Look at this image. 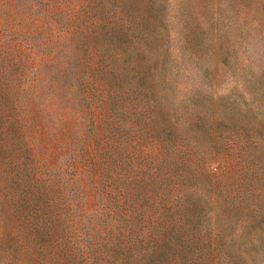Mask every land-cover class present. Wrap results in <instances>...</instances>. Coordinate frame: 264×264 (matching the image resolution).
<instances>
[{
	"label": "rangeland",
	"instance_id": "obj_1",
	"mask_svg": "<svg viewBox=\"0 0 264 264\" xmlns=\"http://www.w3.org/2000/svg\"><path fill=\"white\" fill-rule=\"evenodd\" d=\"M188 3L198 25L182 16ZM53 4L41 6L36 27L19 1L0 2V264H65L37 239L50 231L58 243L50 220L76 210L68 182L105 152L127 187V232L143 230L146 242L160 205L149 198L155 188L163 185L161 199L172 204L174 129L185 132L193 156L203 143L191 165L204 170L186 186L202 195L205 215L204 230L191 227L185 240L170 232L188 256L173 264H264V0H167V29L158 0H127L124 22L144 37L106 56L105 71L118 63L124 77L111 94L87 0ZM63 65L72 69L69 83L59 78ZM99 179L85 183L93 190Z\"/></svg>",
	"mask_w": 264,
	"mask_h": 264
},
{
	"label": "trees",
	"instance_id": "obj_2",
	"mask_svg": "<svg viewBox=\"0 0 264 264\" xmlns=\"http://www.w3.org/2000/svg\"><path fill=\"white\" fill-rule=\"evenodd\" d=\"M17 1H19L20 6L26 7L28 15L33 18L31 24L38 27L39 22L42 20V13L40 14L41 6H44L45 10H50L56 6L53 1L58 2L59 0ZM166 1L158 0L159 5L157 6L156 16L159 23L167 29ZM5 2L16 4V0H5ZM125 3H127V0H87V6L93 12L91 27L97 31V53L100 55L102 66L99 71L100 79L110 78V94L122 88L120 84L123 82L124 77L123 70L118 67V63L117 68L105 71L109 67L107 63L105 65L106 56H112L115 52H119L122 46H126L128 40L131 43L127 46L140 47V42L143 41L142 38L144 37L143 29L138 27L134 31H130L127 28L124 16L121 15V13H124ZM191 4L188 3L183 8L182 16L196 23L197 19L191 11ZM35 7H37L36 12L33 11ZM44 15H48V13H43ZM41 26L43 27V24ZM54 29L55 27L52 28V33L50 31V37L55 35ZM167 33L169 37L170 33L168 30ZM58 37H60L59 34ZM99 42L101 43L99 44ZM116 61L119 62V55L116 57ZM125 63L129 64V61ZM64 67L69 69L66 71ZM165 67V61L163 60L162 69ZM143 68H146V66ZM71 70L70 65H63L61 73L64 75L60 74L59 78L63 79L64 82L68 79L69 83V79L72 77L70 74ZM98 99H101V96H98ZM53 107L54 103L46 105L44 112L47 117L55 114ZM103 109L104 105H101V110ZM186 136L184 131L173 130L175 145L172 154L175 166L172 175L169 177L171 183L167 186H171L169 196L172 198V204L168 206L167 201L169 200L161 199L160 192L165 189V187H162L163 185L155 188L158 191V196L151 195L149 198H153L155 201L157 199L160 200V205L155 211L156 218H152L155 213L150 215L149 239L146 242L142 238L145 235L143 230L138 231L137 228H134L133 231L127 232L129 222L125 217V199L128 196L127 187L121 175L120 178L116 179L113 177L111 169L107 168L106 164L109 156L108 152H105L97 161H95L94 157L91 159V170L84 173L79 179L68 182V185L75 189L74 200L70 202V207H75L76 210L70 216L50 220V225L55 226V232L58 231L56 236L58 243L52 245L55 236L50 231H43L39 232L38 245L41 244L42 246L46 243L48 249L54 248L59 256L63 257L61 258L65 264H173L175 259L181 254L183 258L187 259L188 256L185 250H177L171 241L172 239L175 241V232L178 236L176 240L182 241L186 239L184 233L191 227L194 230L201 229L200 232L204 230L202 225L204 223L205 210L202 206V195L198 192L189 191L190 189L186 186L189 180L198 178L197 173L204 170V167H201L198 163L194 169L191 165L193 159L200 156L198 151L203 143L196 141L197 151H195L193 156L188 144L185 142ZM158 140L159 145L162 146L163 139L161 134H159ZM180 143L186 144V147L183 148L179 145ZM99 164H102V166H98ZM97 175L100 176V184L95 185L92 190L85 181L87 177L92 181H96ZM112 180L118 182V184L114 186V181ZM181 185L184 189L174 197L173 191L177 190ZM49 196L50 193L47 190L45 197ZM93 196H95V199H93ZM132 196L135 197V195ZM137 196L139 197L140 195ZM91 208H93L94 213H90ZM137 210V208H134L135 212ZM135 218L136 216L133 215V219ZM50 225L43 223L41 226L50 227ZM60 227L62 228L61 230L59 229ZM171 231H174L173 235L170 234ZM190 253L192 258L196 260L199 255L202 257L201 252L198 253V256H195V251Z\"/></svg>",
	"mask_w": 264,
	"mask_h": 264
}]
</instances>
